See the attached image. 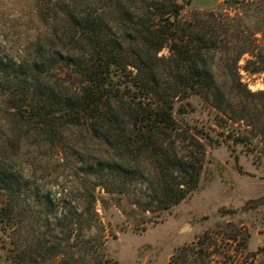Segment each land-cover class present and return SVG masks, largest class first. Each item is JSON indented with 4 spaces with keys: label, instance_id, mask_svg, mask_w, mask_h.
<instances>
[{
    "label": "rangeland",
    "instance_id": "1",
    "mask_svg": "<svg viewBox=\"0 0 264 264\" xmlns=\"http://www.w3.org/2000/svg\"><path fill=\"white\" fill-rule=\"evenodd\" d=\"M175 1L184 3L179 36L198 44L206 35L207 82L219 89L207 102L181 84L176 125L164 127L162 148L145 150L140 135L122 130L127 107L113 117L114 133L93 118L46 131L34 118L10 116L15 103L30 107L29 87L31 101L78 100L81 76L67 58L75 15L99 6L114 33L134 21L150 25L160 18L154 6ZM259 50L264 0H0V159L15 157L23 173L25 184L12 196L21 236L43 252L77 243L101 264H264V69L254 71L252 62ZM158 55H170L169 46ZM136 74L119 69L111 86L129 85L135 101L155 105ZM166 74L160 90L171 91L175 78ZM163 179L182 183L187 196L165 206ZM107 188L124 197L122 207ZM93 190L107 202L92 209ZM12 232L0 229V264H17Z\"/></svg>",
    "mask_w": 264,
    "mask_h": 264
},
{
    "label": "trees",
    "instance_id": "2",
    "mask_svg": "<svg viewBox=\"0 0 264 264\" xmlns=\"http://www.w3.org/2000/svg\"><path fill=\"white\" fill-rule=\"evenodd\" d=\"M154 8L153 15L160 17L157 21L150 25H143L140 20L134 21L133 27L125 26L118 29L127 34L121 37L118 30L112 32L114 27L111 22L105 20L99 6L85 14L75 15L70 25L74 30L70 41L73 45L67 58L81 76L82 85L74 91L78 100L71 101V97H68L65 102L49 103L42 97L34 100L32 96L31 101L29 87L26 100L29 101L30 107L25 108L24 103H15L12 107L16 110L9 113L10 116L34 118L46 131L68 129L82 123L84 118L87 120L93 118L100 126H107L108 131L112 130L114 133L113 117H118L120 110L127 107L132 112L129 111L128 126L122 130L129 127L132 133L140 135L143 140L142 148L145 150L151 147L162 148L164 127L172 129L176 125L173 100L181 90V84L186 86L187 92L197 94L207 102H210L212 96L217 93L215 89L219 88L215 86L214 81L207 82L208 78H212V73L211 65L202 49L206 35H201L197 44L192 37H180L178 34L184 3L175 1L172 6ZM165 46H169L170 55L159 56L158 53ZM248 51L249 47L242 49L234 61L238 62L242 54ZM256 57L257 59L252 61L255 64L253 70L260 71L264 69V52L259 50ZM128 66L137 70L135 78L142 82L139 87L146 90L144 98L152 93L155 105L146 107L143 101H135L137 97L129 85L125 87L126 89L111 86V77L119 69H127ZM163 74L175 78L173 90H167L170 88L169 85L164 87L163 91L160 90L165 83L162 80ZM28 77L27 74L26 80H29ZM192 79L194 84L189 86L188 82ZM127 98L132 100L129 101ZM220 99L222 102V97ZM219 104L217 107L224 110L222 103ZM49 135L53 134L50 132ZM10 159L11 162L0 159V229L13 230L16 263L43 264L47 259L62 255L59 264H101L102 257L89 258V251L76 248L77 243L51 245L43 252L36 249L33 238L27 235L24 237V234L21 236L20 227L15 225L18 208L12 196L18 193L25 183L23 173L13 164L16 161L15 157ZM163 180L165 206L179 203L187 196V189L181 186L182 183L170 184L166 179ZM107 192L115 204L122 207L124 197L120 192L115 193L108 188ZM88 198L92 209L97 200L103 204L107 202V199L97 195L95 190L89 192ZM92 226L93 223H90L89 227ZM83 229L82 227L81 232Z\"/></svg>",
    "mask_w": 264,
    "mask_h": 264
}]
</instances>
